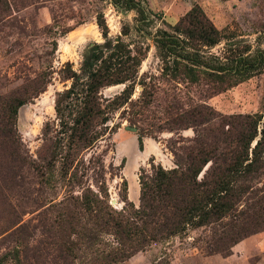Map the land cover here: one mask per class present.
<instances>
[{"label":"trees","instance_id":"trees-1","mask_svg":"<svg viewBox=\"0 0 264 264\" xmlns=\"http://www.w3.org/2000/svg\"><path fill=\"white\" fill-rule=\"evenodd\" d=\"M110 1L124 11L136 12L138 38L152 37L166 73L182 69L190 82L203 75L223 83L245 80L264 68V50L251 56L249 48H242L240 42L217 29L198 6L169 26V31L158 29L152 35L147 30L152 19L140 3ZM9 11L8 0H0V23ZM97 25L105 43L95 45L78 70L70 64L63 69L70 85L55 95L56 135L38 153L41 164L23 154L16 117L41 92L46 75L28 77L17 92L0 96V196L10 188H21L17 180L26 175L39 178L50 188L61 183L70 190L75 184L82 189L80 195L71 191L59 202L50 200L44 205L58 213L54 222L65 238L64 264L72 263L74 250L81 248L86 256L95 253L85 264H112L116 256L124 260L149 244L198 231L202 235L193 240L199 251L206 256H229L238 243L264 231V111L222 116L204 104L180 111L168 123L179 130L194 128L193 139L178 145L172 169L157 166L150 178L140 177L137 208L129 203L128 214L115 210L104 180L94 191L82 186L84 174L80 176L79 170L85 169V155L115 127L110 126L111 115L131 100L137 85L145 87L139 70L148 48L141 41L132 48L133 44L120 37L109 41L103 15H98ZM129 33L124 26L121 34ZM223 41L222 54L212 53ZM115 86L123 89L104 97L103 91ZM125 130L138 134L132 126ZM138 141L142 149L141 137ZM105 237L116 243L110 250L102 249Z\"/></svg>","mask_w":264,"mask_h":264},{"label":"rangeland","instance_id":"rangeland-1","mask_svg":"<svg viewBox=\"0 0 264 264\" xmlns=\"http://www.w3.org/2000/svg\"><path fill=\"white\" fill-rule=\"evenodd\" d=\"M152 19L148 31H169L192 7L198 6L215 27L228 38L249 48L254 56L264 50V0H135ZM10 11L0 23V96L17 92L24 79L44 73L47 83L41 92L18 110L16 130L21 150L29 161L41 164L38 153L56 135L58 124L54 111L57 92L70 81L64 78V67L78 70L82 57L94 44L105 39L97 25L103 15L107 38L117 37L148 48L140 66L139 79L131 100L111 115L112 132L97 148L86 154L85 169L79 170L82 186L97 190L103 181L109 203L118 211L129 213L130 205L140 204V177L150 178L157 166L169 170L175 166L174 153L181 143L193 139L196 130H179L168 120L182 110L204 104L222 116L255 114L264 111V68L245 80L227 79L217 83L201 75L190 82L181 73L163 71L151 38H138L137 14L115 7L110 0H8ZM128 26L130 33L123 36ZM226 41L212 49L222 54ZM144 88V89H143ZM123 86L103 91L104 96L119 93ZM48 124V132L44 128ZM132 126L136 132L126 131ZM173 128V129H172ZM141 137L142 149L138 139ZM21 188H10L0 196V264H64L67 252L62 247L63 233L56 227L58 213L44 206L50 200L59 202L73 189L57 184L50 188L39 178L25 176L17 180ZM125 182V186L124 183ZM126 188V193L122 189ZM4 192V191H3ZM126 196V198H125ZM201 231L189 237H173L146 246L129 258L116 256L112 264H264V231L254 234L231 250L229 256H206L194 245ZM77 239L73 236L72 239ZM102 249L116 243L105 237ZM97 247V246H96ZM94 247V248H96ZM70 264H85L95 253L74 250ZM88 255V254H87Z\"/></svg>","mask_w":264,"mask_h":264},{"label":"flooded vegetation","instance_id":"flooded-vegetation-1","mask_svg":"<svg viewBox=\"0 0 264 264\" xmlns=\"http://www.w3.org/2000/svg\"><path fill=\"white\" fill-rule=\"evenodd\" d=\"M136 25H137V21H136ZM136 25H135V27H136ZM155 34V33H154ZM109 40V39H108ZM106 41V40H105ZM109 41H114V40H109ZM153 41V40H152ZM105 43V42H104ZM104 43H102L101 45H103ZM95 45H99V44H94L91 48H90V50H89V52L86 54V55H84L83 57H82V60H83V58H85V57H87V56H89V54L91 53V51H92V49L94 48V46ZM155 48V47H154ZM82 60H81V62H82ZM81 64V63H80ZM104 95V94H103ZM104 97H106V96H104Z\"/></svg>","mask_w":264,"mask_h":264}]
</instances>
